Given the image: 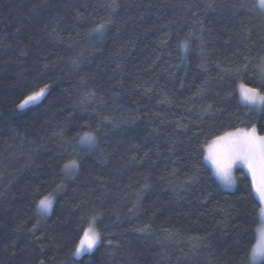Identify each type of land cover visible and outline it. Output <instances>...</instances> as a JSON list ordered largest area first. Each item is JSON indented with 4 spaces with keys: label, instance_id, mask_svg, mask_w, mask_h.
Returning <instances> with one entry per match:
<instances>
[{
    "label": "trees",
    "instance_id": "obj_1",
    "mask_svg": "<svg viewBox=\"0 0 264 264\" xmlns=\"http://www.w3.org/2000/svg\"><path fill=\"white\" fill-rule=\"evenodd\" d=\"M234 80L264 83L257 0H0V264H249L261 225L250 178L238 170L226 191L198 163L197 141L221 124L264 134L227 97ZM93 216L101 243L76 259Z\"/></svg>",
    "mask_w": 264,
    "mask_h": 264
},
{
    "label": "snow or ice",
    "instance_id": "obj_2",
    "mask_svg": "<svg viewBox=\"0 0 264 264\" xmlns=\"http://www.w3.org/2000/svg\"><path fill=\"white\" fill-rule=\"evenodd\" d=\"M260 9L264 10V0H257ZM112 22H100L95 24L92 32L103 34L109 24ZM185 51L188 49L187 40L179 45ZM244 65L237 66L235 73L237 77ZM49 92V86L45 85L38 91H33L18 104L19 109H25L30 105H35L41 101ZM235 96L237 106L247 108L248 113L252 116H257L264 120V83L259 86H250L248 83L240 80L233 81L232 89L227 93V97ZM227 99V98H226ZM209 105L205 112L212 109ZM223 112V109H220ZM212 116H215L213 111ZM111 123V121H109ZM135 123V119L131 121ZM118 126V125H113ZM179 127V125H178ZM203 134V133H201ZM98 137L93 132L86 131L79 136V144L87 150H92L97 146ZM198 154L202 157V161L198 162L200 167L210 168L212 174L226 188L236 186V177L234 170L241 168L246 170L247 177L250 178L247 195L259 202V217L261 224L264 225V134H261V129L256 123L249 121L245 127L225 128L222 124L218 130L211 134L210 138H206L203 143H199ZM147 155V154H146ZM80 164L73 159L64 165L66 171H77ZM196 168V165H193ZM198 171V169H197ZM75 179V177H73ZM192 179H195L193 177ZM192 180H187L185 183H191ZM61 185L57 186L55 192L44 196L39 200L37 208L41 215H47L52 211L55 202L56 192L62 190ZM96 217L93 216L88 221V226L81 230L75 243V250L72 253L75 257H80L86 253H92L101 243V235L95 227ZM149 226H145L147 228ZM144 228H139L137 231H144ZM258 236L255 238V243L250 244L248 252L249 264H257L264 262V227L257 229ZM111 244V241H108ZM43 264V261H41Z\"/></svg>",
    "mask_w": 264,
    "mask_h": 264
},
{
    "label": "rangeland",
    "instance_id": "obj_3",
    "mask_svg": "<svg viewBox=\"0 0 264 264\" xmlns=\"http://www.w3.org/2000/svg\"><path fill=\"white\" fill-rule=\"evenodd\" d=\"M238 170H243V171L246 173V170L241 169V168H237V169L234 170V175H235V177H236V172H237ZM246 174H247V173H246ZM222 187H223L226 191H234V190L236 189V186L233 187V188H226V187H224V186L222 185ZM52 209H53V208H52ZM38 211H39V210H38ZM51 212H52V211H51ZM51 212H50L49 214H47V215H41L40 212H39V215H40L41 218H47V217L51 214ZM261 227H264V225L261 224V225H260V228H261ZM93 252H94V251H93ZM93 252H92V253H93ZM92 253H86V254H92ZM86 254H83V255H86ZM83 255H82V256H83ZM82 256H80V257H75V256H74V257H75L76 259H79V258H81ZM259 263H261V262H257V264H259Z\"/></svg>",
    "mask_w": 264,
    "mask_h": 264
}]
</instances>
